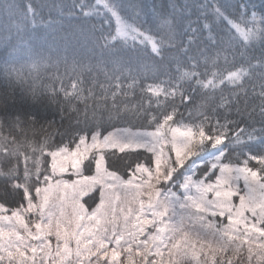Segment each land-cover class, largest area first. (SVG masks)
Wrapping results in <instances>:
<instances>
[{
  "label": "snow or ice",
  "instance_id": "obj_1",
  "mask_svg": "<svg viewBox=\"0 0 264 264\" xmlns=\"http://www.w3.org/2000/svg\"><path fill=\"white\" fill-rule=\"evenodd\" d=\"M0 5V264H264V0Z\"/></svg>",
  "mask_w": 264,
  "mask_h": 264
},
{
  "label": "trees",
  "instance_id": "obj_2",
  "mask_svg": "<svg viewBox=\"0 0 264 264\" xmlns=\"http://www.w3.org/2000/svg\"><path fill=\"white\" fill-rule=\"evenodd\" d=\"M87 2L91 3L92 0ZM175 2L180 8L187 9L195 4H202L205 0H175ZM33 3L45 21L49 17L54 21L47 30L40 29L36 38L39 46L45 48L53 46L61 50L67 47L70 53L89 54L91 45L81 35V30L87 32L89 25L76 10V6L81 4L82 0H33ZM5 4H8V0H5ZM0 8H4V5H0ZM6 10L10 14L14 12V4H9ZM37 19L39 21V17Z\"/></svg>",
  "mask_w": 264,
  "mask_h": 264
}]
</instances>
